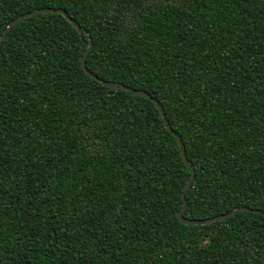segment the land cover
<instances>
[{"label": "trees", "instance_id": "16d2710c", "mask_svg": "<svg viewBox=\"0 0 264 264\" xmlns=\"http://www.w3.org/2000/svg\"><path fill=\"white\" fill-rule=\"evenodd\" d=\"M0 264H264V0H0Z\"/></svg>", "mask_w": 264, "mask_h": 264}, {"label": "water", "instance_id": "95a60500", "mask_svg": "<svg viewBox=\"0 0 264 264\" xmlns=\"http://www.w3.org/2000/svg\"><path fill=\"white\" fill-rule=\"evenodd\" d=\"M40 13H58V14H61L64 18H66L77 29V31L80 34L82 33V30L80 29L79 25L71 17H69L64 10H62V9L42 8V9H37L35 11L22 14V15L16 17L15 19H13L12 21H10L8 23V25L6 26V28L3 30V32L0 35V45H1L2 41L4 40L6 34L10 31V29L15 24H17L19 21H21L23 19L29 18V17H31V16H33L35 14H40ZM89 49H90V46L87 48V50L83 53V55L81 57V66H82L83 70L85 71V73L88 74L89 76H91L93 79L97 80L98 82H100V83H102V84H104V85H106V86H108L110 88L124 89V90L130 91V92H132L134 94L145 96L146 98L150 99L155 104V106L157 107V110L159 111L166 128L175 136V138L177 140V144H178L180 152H181V155H182L183 159L186 161V163H187V165H188V167L190 169V172H191V176L188 179V181H187V183L184 186L183 191H182V206H181V209L177 212V218L182 223L195 225V226H202V225L210 224L212 222L219 221L221 219L228 218V217L234 215L237 212L260 213V214H262L264 216V213L262 211H260V210H255V209H251V208H247V207H237V208H234V209L230 210L229 212H226V213H223V214H219L217 216H213V217L206 218V219H190V218L184 217L183 214H184V212H185V210L187 208V200H186L185 194H186V191L189 188V186H190V184H191V182L193 180L195 170L192 168L191 163L186 160L185 146H184V144H183V142L181 140L180 135L177 134L171 128V126L169 125L161 104L155 98H153L149 93H147V92H145L143 90H138V89H134V88H131V87H127V86L122 85V84H116L114 82L105 81V80H103L101 78H98L95 74L90 72L87 69V67H86V56L88 54Z\"/></svg>", "mask_w": 264, "mask_h": 264}]
</instances>
